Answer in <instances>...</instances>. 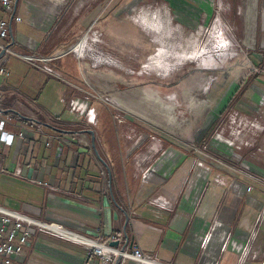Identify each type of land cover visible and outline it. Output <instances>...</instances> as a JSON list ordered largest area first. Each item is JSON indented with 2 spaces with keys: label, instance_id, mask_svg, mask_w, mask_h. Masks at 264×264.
<instances>
[{
  "label": "rangeland",
  "instance_id": "1",
  "mask_svg": "<svg viewBox=\"0 0 264 264\" xmlns=\"http://www.w3.org/2000/svg\"><path fill=\"white\" fill-rule=\"evenodd\" d=\"M49 1L30 0L34 15L52 19L40 29L38 53L57 58L79 44L68 52V101L108 104L121 124L112 131L114 142L96 136V150L133 151L146 174L163 156L181 152L201 156V166L229 164L231 183L235 174L252 171L244 159H261L256 150L264 146V0H195L193 14L173 6L178 0H58L54 7ZM56 39L68 47H55ZM13 49L30 52L21 45ZM8 56L10 80L42 79L33 104L23 91L14 99L38 111L59 100L60 81L45 71L52 60L39 68ZM12 155L0 152V205L7 207L32 188L10 172ZM191 161L189 167L197 166ZM256 175L249 179L264 186V177ZM259 216L261 221L262 210Z\"/></svg>",
  "mask_w": 264,
  "mask_h": 264
},
{
  "label": "crops",
  "instance_id": "2",
  "mask_svg": "<svg viewBox=\"0 0 264 264\" xmlns=\"http://www.w3.org/2000/svg\"><path fill=\"white\" fill-rule=\"evenodd\" d=\"M53 1H49L53 7L61 4ZM192 2L178 0L173 6L183 14H193L190 9L198 7ZM23 4L24 15L19 6L18 13L24 21L13 25L9 40L28 50L31 43L38 52L40 29L51 18L48 15L45 25L35 27L29 22L36 14L30 0ZM5 17L11 20L10 15ZM67 30L68 24L64 26ZM61 44L68 47L56 39L55 47ZM11 57L6 64L12 63ZM49 69L44 70L60 81L59 100L46 110L40 106V111L14 98L23 91L33 104L41 78L30 77V83L22 76L10 80L9 69V78L0 76V112L11 118L6 127L15 134L13 144L2 153H13L10 166L14 171L10 172L32 184L28 195L24 199L19 195L14 207L8 208L61 223L96 241L120 235L122 240L110 242L112 246L138 247L167 264H264V186L249 179L253 173L264 177V146L256 150L261 159H244L252 171L246 176L235 174L232 183L229 164L201 166L202 157L188 152L168 153L146 174L138 170L133 151L96 150L95 130L87 115L68 112V53L53 59ZM68 136L82 142L68 143ZM192 159L197 166H188ZM245 186L251 187L247 193ZM31 239L16 258L18 264H103L90 247L73 238L39 231ZM114 264L141 263L117 258Z\"/></svg>",
  "mask_w": 264,
  "mask_h": 264
},
{
  "label": "built area",
  "instance_id": "3",
  "mask_svg": "<svg viewBox=\"0 0 264 264\" xmlns=\"http://www.w3.org/2000/svg\"><path fill=\"white\" fill-rule=\"evenodd\" d=\"M44 11H48L46 8H41ZM5 15H10L11 20L7 19ZM47 15L41 17L37 14L30 18L35 27H41L45 23ZM24 21V17L18 13V4L15 0H0V76H9L10 72L6 66L8 55L14 54L32 65L39 68L40 64H47L55 58L48 56H42L34 48L33 44H28L29 53L15 52L14 44L9 40V31L16 23ZM47 69L48 67L45 66ZM44 68V69H45ZM68 109L72 113H86L87 104L80 99L72 98L68 102ZM11 121L10 117H4L0 112V152L6 147L11 146L15 139V134L7 129V124ZM41 125L39 128L41 129ZM23 136V133L19 134ZM82 142V139L78 140L75 137L68 136V143ZM20 174V171L17 172ZM37 183L42 184V180H35ZM249 187L248 191H250ZM37 212V210H35ZM33 212V213H36ZM39 231H48L59 234L66 238H73L76 241L82 242L91 248L93 254L102 260L103 264H114L117 258H120L122 262L127 260H134L141 264H167L154 256L145 253L141 248H119L111 245L112 241H121L120 235L114 234L111 238L104 241H96L85 235L69 231L63 226V224L54 221H44L32 214L11 209L0 205V264H18L16 258L22 255L25 249L30 245L31 238ZM68 233L72 234L69 235ZM77 236V238L73 237Z\"/></svg>",
  "mask_w": 264,
  "mask_h": 264
},
{
  "label": "flooded vegetation",
  "instance_id": "4",
  "mask_svg": "<svg viewBox=\"0 0 264 264\" xmlns=\"http://www.w3.org/2000/svg\"><path fill=\"white\" fill-rule=\"evenodd\" d=\"M86 115L92 126H96V128H98L97 133L95 132V136H99L105 140H109V137L112 136L113 138L112 142L116 141V134H114V132L112 131H114L115 128L118 129L121 126V124L120 121H117L113 117V113L108 104L105 105L91 104V106L87 105ZM109 129L111 130L112 134H110ZM119 136H117V138L123 137L125 139H129L131 137L128 134H122V135L120 134Z\"/></svg>",
  "mask_w": 264,
  "mask_h": 264
},
{
  "label": "bare ground",
  "instance_id": "5",
  "mask_svg": "<svg viewBox=\"0 0 264 264\" xmlns=\"http://www.w3.org/2000/svg\"><path fill=\"white\" fill-rule=\"evenodd\" d=\"M35 8H36V7H35ZM49 17H50V16H49ZM50 18H51V17H50ZM48 25H49V24H48ZM77 45H78V44H77ZM77 45H76V46H77ZM76 46L73 47V50H74V48H75ZM68 234H69V235H72V234H70V233H68ZM73 237L77 238V236H75V235H73ZM207 240H208V239H207ZM207 240H206V241H207Z\"/></svg>",
  "mask_w": 264,
  "mask_h": 264
},
{
  "label": "water",
  "instance_id": "6",
  "mask_svg": "<svg viewBox=\"0 0 264 264\" xmlns=\"http://www.w3.org/2000/svg\"><path fill=\"white\" fill-rule=\"evenodd\" d=\"M73 50V48L70 50V51H72ZM70 51H68V52H70ZM68 52H66V54L68 53ZM90 133H92V131L90 132ZM117 243L115 242V244L114 245H116Z\"/></svg>",
  "mask_w": 264,
  "mask_h": 264
}]
</instances>
